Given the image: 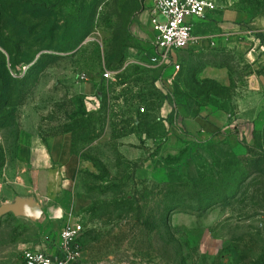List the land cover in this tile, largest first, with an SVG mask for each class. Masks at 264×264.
<instances>
[{
  "label": "rangeland",
  "instance_id": "obj_1",
  "mask_svg": "<svg viewBox=\"0 0 264 264\" xmlns=\"http://www.w3.org/2000/svg\"><path fill=\"white\" fill-rule=\"evenodd\" d=\"M216 2L233 27L194 19L202 38L156 75L127 58L147 0H0V167L27 131L70 132L88 165L45 203L3 176L0 264L75 224L77 264H264V93L246 85L264 76V0ZM205 65L229 83L199 78ZM179 104L227 126L189 138Z\"/></svg>",
  "mask_w": 264,
  "mask_h": 264
},
{
  "label": "crops",
  "instance_id": "obj_2",
  "mask_svg": "<svg viewBox=\"0 0 264 264\" xmlns=\"http://www.w3.org/2000/svg\"><path fill=\"white\" fill-rule=\"evenodd\" d=\"M147 1L149 4L150 1ZM228 13L233 15L234 12L216 9L215 13L209 15L216 19L217 25L230 29L234 25L236 16L228 18L226 17ZM137 30V39L135 38L127 48L128 61L140 62L152 69L148 65V56L153 53L151 44L153 32L145 23L138 25ZM167 69L173 71L171 68ZM198 76L201 79L215 80L222 85L229 83V74L224 67L205 65L199 71ZM246 85L249 91L264 93V76L249 74L246 78ZM89 88L88 86L87 90ZM98 95H100L99 92ZM176 110L180 131L189 138L216 136L227 126L225 121L218 116L192 114L182 104ZM71 145L70 132L44 135L32 131L25 132L14 146L11 164L0 167V176H2L0 189L6 186L3 176L6 177V182H11L16 187L20 179L21 184L32 188L35 195H38L39 201L43 203L49 201L53 194L56 195L62 190V187L73 184L77 171L88 168V165L72 152ZM20 171H23L21 176Z\"/></svg>",
  "mask_w": 264,
  "mask_h": 264
},
{
  "label": "built area",
  "instance_id": "obj_3",
  "mask_svg": "<svg viewBox=\"0 0 264 264\" xmlns=\"http://www.w3.org/2000/svg\"><path fill=\"white\" fill-rule=\"evenodd\" d=\"M145 7L148 25L152 35L153 53L148 56V65L152 69L171 68L173 74L179 69V62L174 60L175 53L202 38L194 31V19L206 20L218 8L216 0H149ZM190 17V21L185 18ZM209 39L214 36L204 35ZM144 63H146L144 61ZM147 64V63H146ZM116 70L106 69L104 79L115 80ZM84 80V75L80 76ZM144 111L143 108L140 109ZM81 231V225L66 226L60 229L57 244L51 248L32 247L22 252L23 264H77L78 251L75 240Z\"/></svg>",
  "mask_w": 264,
  "mask_h": 264
},
{
  "label": "trees",
  "instance_id": "obj_4",
  "mask_svg": "<svg viewBox=\"0 0 264 264\" xmlns=\"http://www.w3.org/2000/svg\"><path fill=\"white\" fill-rule=\"evenodd\" d=\"M213 13H215V12H213ZM213 13H212V14H213ZM207 19L214 20V21L216 20L213 16H210V15H207V16H206V20H207ZM177 54H178V53H177ZM178 62H179V61H178ZM23 65H26V64H23ZM213 66H215V65H213ZM219 67H220V66H219ZM28 68H29V67H28ZM28 68H27V69H28ZM108 69H112V68H108ZM164 69H167V68H164ZM112 70H113V69H112ZM162 70H163L162 68H160V69H158V68H156V69H152V71H153L156 75H159V73H160ZM9 71H10V70H9ZM8 74H9V72H8ZM9 75H10V74H9ZM12 77H13V78H16L15 75H10V78H12ZM261 79H262V78H261ZM179 105H180V104H179ZM179 105H177V107H178ZM182 105L185 106V104H182ZM185 107H186V106H185Z\"/></svg>",
  "mask_w": 264,
  "mask_h": 264
}]
</instances>
